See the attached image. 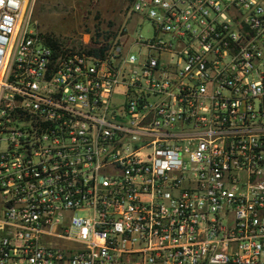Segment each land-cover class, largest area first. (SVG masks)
Masks as SVG:
<instances>
[{"label":"built area","instance_id":"1","mask_svg":"<svg viewBox=\"0 0 264 264\" xmlns=\"http://www.w3.org/2000/svg\"><path fill=\"white\" fill-rule=\"evenodd\" d=\"M0 0V264H264V0H131L73 48Z\"/></svg>","mask_w":264,"mask_h":264},{"label":"rangeland","instance_id":"2","mask_svg":"<svg viewBox=\"0 0 264 264\" xmlns=\"http://www.w3.org/2000/svg\"><path fill=\"white\" fill-rule=\"evenodd\" d=\"M131 0H36L31 11V27L54 35L73 48L84 40H97L103 33L115 34L128 26L136 36L148 40L155 35L152 23L138 14H130ZM100 35V36H99Z\"/></svg>","mask_w":264,"mask_h":264},{"label":"trees","instance_id":"3","mask_svg":"<svg viewBox=\"0 0 264 264\" xmlns=\"http://www.w3.org/2000/svg\"><path fill=\"white\" fill-rule=\"evenodd\" d=\"M49 37H51V38H53L52 40H53V42H59L60 41V39L59 38H57V37H55L54 35H48ZM100 36V35H99Z\"/></svg>","mask_w":264,"mask_h":264}]
</instances>
